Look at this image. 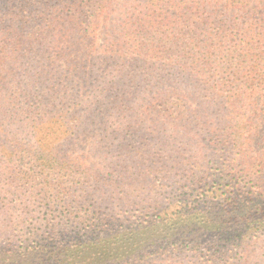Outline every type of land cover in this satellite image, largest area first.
Returning <instances> with one entry per match:
<instances>
[{"label": "trees", "instance_id": "1", "mask_svg": "<svg viewBox=\"0 0 264 264\" xmlns=\"http://www.w3.org/2000/svg\"><path fill=\"white\" fill-rule=\"evenodd\" d=\"M113 14L118 27L97 48L100 23ZM1 93L2 123L33 141L0 124V200L15 218L0 220V264L247 262L246 242L231 238L241 229L199 207L208 190L225 192L207 154L155 168L173 150L151 144L168 124L182 125L204 136L225 177L248 158V176L264 188V0H0ZM144 110L166 121L150 126ZM94 125L107 156L88 165L70 149ZM120 133L132 136L119 141ZM182 163L191 169L174 180ZM132 216L135 226L99 235ZM259 223L250 221L248 246ZM77 228L83 237H65Z\"/></svg>", "mask_w": 264, "mask_h": 264}, {"label": "rangeland", "instance_id": "2", "mask_svg": "<svg viewBox=\"0 0 264 264\" xmlns=\"http://www.w3.org/2000/svg\"><path fill=\"white\" fill-rule=\"evenodd\" d=\"M220 5L225 4V0H219ZM221 8V7H220ZM231 11V10H230ZM240 14V20L245 19L246 13H239ZM119 21L116 19L115 14L109 16L108 19L101 21L100 26L97 31L98 36V47L100 48L106 39H111L110 35L114 30L118 27ZM92 62H94V58L91 59ZM60 62H64L63 59L60 60ZM183 91H185L183 89ZM4 98V93L0 94V97ZM147 104H145L146 106ZM25 105H21V108H24ZM88 108V105L87 107ZM86 112L88 113L87 109ZM89 115V114H88ZM141 117H145L147 123L150 126H153L154 124L162 121H166V118L157 114L156 112H151L144 110V113L141 114ZM92 118V117H91ZM262 120V119H261ZM3 116L0 115V124L3 125V129H5V132L7 134L15 133L19 137V139L23 140L24 142L33 141L30 134L27 133H21L20 129L15 126V124H10L8 121L3 122ZM17 121V120H15ZM264 121L260 122V131H263L264 128ZM22 125H25V122L22 123ZM96 128V126H91L88 128L87 132L80 135V138L75 142V144L72 145V148L70 149L71 153L77 154L83 162L90 165L91 163L99 164V161H105V157L107 156V153H105V150L99 151V147L105 146L106 143L100 142L101 140H105L104 133L101 130H96L93 132ZM148 136L152 137L155 133L159 132L157 130L150 129V131H145ZM261 133L255 137L253 147L255 149L254 154L259 151L261 148V145L259 144ZM132 135H127L124 133H120L116 135V139L121 141L123 139H129ZM204 136L195 134L194 131L185 128L184 126H174L172 124L167 125V129L165 132H162L160 134V142L152 141L151 147L154 149H158L162 142L164 141L166 144V147L169 148V150H173V157H165V156H158L154 159L152 165L155 166V168L160 167L161 165H169L175 164L178 161L176 158H180V154L189 155L190 153H199V155H206L208 157V169L209 172L212 175L217 174L218 177L223 178V184L222 188L225 189V192L220 190L219 192H213L212 190H208V200L204 201L202 200L199 204L200 208L206 209V213L209 215L210 218L214 220L218 219H226L229 221L230 228L233 229H241L239 231H236L235 236L231 233V238L234 240V237H236V241H242L244 240L246 242V253H247V262L245 264H264V188L258 189L256 188L257 183L255 182V179L253 177L248 176V162H246V159H243L242 161H237L238 168L236 170L237 177L228 176L225 177L221 170L224 169V167L220 166L217 163H214L213 161L209 160L211 148L209 145L205 144L203 142ZM32 145H35L34 143ZM2 149L1 141H0V150ZM150 149V145L148 147V150ZM162 152V151H161ZM245 153L248 154V147L247 151ZM155 155H158L155 154ZM103 165V164H102ZM101 165V167H102ZM177 167L174 169L176 172L171 175V177L174 180H180L182 179L181 174L186 173L187 170H190L188 164H180V166L177 164ZM154 168V169H155ZM259 169V168H257ZM103 172V180L106 182V180H110L111 178L107 176L106 169L102 167ZM179 170V171H177ZM179 172V173H177ZM158 175L155 173L148 177V179H156ZM180 177V178H179ZM237 181V182H236ZM264 183V182H263ZM148 184L142 185V191L139 193L142 197L146 196L150 189L148 188ZM232 187L234 190H232ZM156 191H153V194H159L158 189H155ZM165 190V189H163ZM161 190L160 192H163ZM256 190V194L253 195L254 191ZM232 191V192H231ZM232 193V195H231ZM217 195H224L222 198L217 197ZM234 197L236 199L237 203H232L231 199ZM158 196H154V200H156ZM186 198V197H184ZM17 206H20V209L23 208V204L18 200ZM153 203V202H152ZM251 206V207H250ZM10 208H13L12 205H9L8 203L4 202L2 203L0 200V220L6 219V222H9L15 218L12 217V213L10 211ZM38 208V207H36ZM57 207L54 208L55 213L60 212L59 210H56ZM31 209L34 211L35 208ZM39 209V208H38ZM38 209H36L37 214ZM68 211V210H65ZM28 215H33L29 214ZM137 215V214H135ZM157 213H152V217L156 218ZM131 216V215H130ZM260 220V223L258 224L259 227V237L256 239L257 242L252 244L253 246H248V228L252 227V224H250V221L252 220ZM138 218L135 216H132L128 220H124V217L117 218V220H114L112 222V226L108 227L106 230H103L99 233V235H106L111 230L114 229H123L126 227L135 226L137 223ZM15 223H13L12 227L10 229L15 230ZM74 230V229H73ZM83 237L82 231L78 228L70 235H65L67 239L71 237ZM94 237V235L90 236ZM229 237V235L223 236L219 240H217V243H223L224 240H226ZM215 242V241H214ZM213 242V243H214ZM205 248V247H204ZM1 260H4L0 256ZM249 259V260H248Z\"/></svg>", "mask_w": 264, "mask_h": 264}]
</instances>
